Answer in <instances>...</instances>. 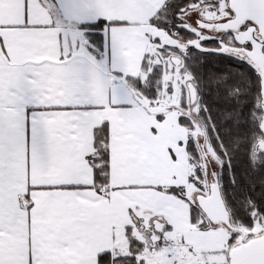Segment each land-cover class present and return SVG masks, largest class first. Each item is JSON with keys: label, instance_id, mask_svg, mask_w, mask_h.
<instances>
[{"label": "snow or ice", "instance_id": "6c2138e0", "mask_svg": "<svg viewBox=\"0 0 264 264\" xmlns=\"http://www.w3.org/2000/svg\"><path fill=\"white\" fill-rule=\"evenodd\" d=\"M0 264H264V0H0Z\"/></svg>", "mask_w": 264, "mask_h": 264}]
</instances>
